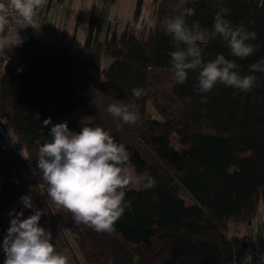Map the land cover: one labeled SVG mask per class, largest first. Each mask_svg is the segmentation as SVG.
<instances>
[{
  "label": "trees",
  "instance_id": "1",
  "mask_svg": "<svg viewBox=\"0 0 264 264\" xmlns=\"http://www.w3.org/2000/svg\"><path fill=\"white\" fill-rule=\"evenodd\" d=\"M55 1L62 0H46L39 23ZM144 1L138 0L133 23L121 35L114 30L102 39L101 18L93 15L82 47L61 40L46 47L29 33L18 45L0 107L22 149L9 150L0 138V241L13 218L9 213L22 209L21 196L31 195L46 212L41 226L70 264H242L237 257L245 245L231 236L232 222L249 226L264 198V73L249 71L264 59V0H187L195 9L190 24L211 28L215 13L227 7L234 25L257 33L250 43L259 48L245 59L231 56L219 39L206 49L209 59L223 54L241 75H255L251 91L217 84L207 94L194 91L198 73L179 85L169 71L174 44L162 25L179 0H153L151 24L141 23ZM104 58L112 60L107 67ZM133 88L143 90L135 100L140 120L124 124L105 109L133 100ZM82 110L93 120L67 122L70 130L104 128L126 146L137 171H149L156 181L149 190H126L130 207L112 232L77 225L47 197L36 167L39 147L51 141L52 125L43 127V121L63 123ZM217 184L221 195L210 207ZM23 211L25 218L33 214Z\"/></svg>",
  "mask_w": 264,
  "mask_h": 264
},
{
  "label": "clouds",
  "instance_id": "2",
  "mask_svg": "<svg viewBox=\"0 0 264 264\" xmlns=\"http://www.w3.org/2000/svg\"><path fill=\"white\" fill-rule=\"evenodd\" d=\"M45 3L46 0H0V32H15L18 37L16 42L0 39V50L8 51L22 43L20 30L32 26ZM186 4L187 0H179L162 25L164 34L174 44L169 63L174 82L183 85L189 73L196 72L198 84L194 91L200 94L210 93L217 84L244 93L251 91L257 81L255 75H241L235 60L223 54L209 59L206 49L211 41L219 39L231 56L245 59L259 48L250 43L257 39V33L243 24L234 25L227 7L215 13L211 28L201 27L198 21L190 24L188 18L195 15V9ZM249 71L264 73V59L251 64ZM142 94V89L133 88V100L115 101L105 111L124 124H136L140 113L135 100ZM50 124L51 141L41 144L36 160L47 185V197L70 213L77 225L91 227L98 233L112 232L115 222L130 207L126 190L152 189L155 178L149 171L138 172L126 146L104 128L83 125L76 132L70 130L67 122L52 124L51 118L43 121V127ZM20 202L22 209L9 213L13 218L0 241L3 264H70L66 254L55 250L51 232L40 224L46 212L36 207L31 195L21 196ZM23 209L33 214L25 218Z\"/></svg>",
  "mask_w": 264,
  "mask_h": 264
},
{
  "label": "crops",
  "instance_id": "3",
  "mask_svg": "<svg viewBox=\"0 0 264 264\" xmlns=\"http://www.w3.org/2000/svg\"><path fill=\"white\" fill-rule=\"evenodd\" d=\"M148 1L149 0L144 1L142 10V15L145 14L146 17L150 16L153 7V0H151V2ZM137 3L138 0H62L60 2L55 1L53 3L50 13L46 15L43 20L40 21V24L48 29H56L58 32L57 41L61 40L63 42L74 43L77 46L82 47L85 43L89 20L93 15L98 17L100 16L101 18L103 39V37L105 38L107 35V31H105L104 29L105 18L131 17V19H133ZM72 16H82L88 18L87 23L85 24V33L83 37L77 34V31L78 33L80 32L79 24L77 25L75 22H70L69 17ZM235 227L237 230L236 238H242L245 232L247 231H264V198L261 202L257 216L251 221L250 225L245 226L237 224ZM261 257L264 260V247L261 249Z\"/></svg>",
  "mask_w": 264,
  "mask_h": 264
},
{
  "label": "built area",
  "instance_id": "4",
  "mask_svg": "<svg viewBox=\"0 0 264 264\" xmlns=\"http://www.w3.org/2000/svg\"><path fill=\"white\" fill-rule=\"evenodd\" d=\"M42 8L40 9V11ZM35 17L32 26H28L25 29L20 30L19 34H23L25 37L28 33L35 39L39 40L46 47H51L58 40L57 30L48 29L42 26L38 21V16ZM15 32L7 33L3 39H7ZM9 41V40H8ZM18 58V45H13L10 50H0V94L3 88V83L8 74L13 62ZM3 123L5 125H3ZM0 138L6 148L9 150L21 151L22 146L13 133L8 118L3 114L0 107ZM231 237V236H230ZM236 241V240H235ZM234 241V242H235ZM242 243L245 245V249L240 250L237 260L242 264H264V260L261 257V249L264 247V231L254 232L247 231L242 237Z\"/></svg>",
  "mask_w": 264,
  "mask_h": 264
},
{
  "label": "rangeland",
  "instance_id": "5",
  "mask_svg": "<svg viewBox=\"0 0 264 264\" xmlns=\"http://www.w3.org/2000/svg\"><path fill=\"white\" fill-rule=\"evenodd\" d=\"M148 2H151V0H149ZM149 17L150 16L146 17L145 14L142 15L141 23L151 24ZM69 18H70V22H75L77 25L79 24L80 32L78 33V31H77V34H79L80 36L83 37V35L85 33V24L87 23L88 18L82 17V16H79V17L72 16ZM130 19H131V17H127V18H124V17L123 18H117V17L105 18V28L104 29H105V31H107V33L115 30V31H117V33L119 35H121L124 32V30L126 28H128L130 24L133 23V19H131L132 21ZM87 30H88V28H87ZM19 37H20L21 41H23V39L25 38L23 36V34H19ZM17 39H18V37H17L16 33L10 35V37L8 38L9 42H16ZM103 39H104V37H103ZM111 61H112L111 59L104 58L103 59V66L109 65L111 63ZM149 111L154 117H158L157 111L155 110V108L153 107V105L151 103L149 104ZM92 120H93L92 117L85 110H82V111H79L78 113L71 115L65 121L66 122H73V123H81V122H91ZM3 125H5V124L3 123ZM220 195H221L220 185L217 184L216 189L214 190L213 196L211 198V203H209L210 207L214 206L218 202ZM235 226H236V223L233 221L232 222V228H231L232 229L231 235L234 234L233 236L237 237V235H236L237 230H236Z\"/></svg>",
  "mask_w": 264,
  "mask_h": 264
}]
</instances>
